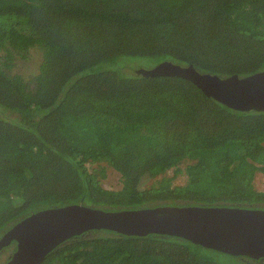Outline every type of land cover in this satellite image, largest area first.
Here are the masks:
<instances>
[{"label": "trees", "instance_id": "16d2710c", "mask_svg": "<svg viewBox=\"0 0 264 264\" xmlns=\"http://www.w3.org/2000/svg\"><path fill=\"white\" fill-rule=\"evenodd\" d=\"M136 59L219 78L262 72L264 0H0V238L32 214L72 205L264 209L253 186L264 175V113L230 109L182 78L144 77ZM107 169L118 189L103 186ZM41 264L264 259L101 229Z\"/></svg>", "mask_w": 264, "mask_h": 264}, {"label": "water", "instance_id": "95a60500", "mask_svg": "<svg viewBox=\"0 0 264 264\" xmlns=\"http://www.w3.org/2000/svg\"><path fill=\"white\" fill-rule=\"evenodd\" d=\"M144 77H178L230 109L264 113V71L238 78L201 74L191 65L162 62ZM127 236L167 235L233 257L264 259V209L160 206L103 211L82 205L32 214L0 238V250L15 243L6 264H41L62 242L91 230Z\"/></svg>", "mask_w": 264, "mask_h": 264}, {"label": "rangeland", "instance_id": "374dc122", "mask_svg": "<svg viewBox=\"0 0 264 264\" xmlns=\"http://www.w3.org/2000/svg\"><path fill=\"white\" fill-rule=\"evenodd\" d=\"M130 61H136L135 62L136 67L134 68L135 71L149 70L155 67V65H157V63H155L152 59H136ZM32 68L33 67L31 62L24 63L20 69V72L28 74L31 72ZM167 176L169 177L173 176V172L172 171L167 172ZM184 179H185L184 176L179 175L174 179V184L181 185L183 184ZM102 184L104 187L109 189H118L120 185L119 175L116 172H113L111 169H107V176L103 180ZM253 186L256 190L264 192V175L262 173L256 175L255 179L253 180ZM14 250H15V245H9L4 250H2L0 252V264H3L4 261L7 260L9 256L14 252Z\"/></svg>", "mask_w": 264, "mask_h": 264}, {"label": "clouds", "instance_id": "9594fccd", "mask_svg": "<svg viewBox=\"0 0 264 264\" xmlns=\"http://www.w3.org/2000/svg\"><path fill=\"white\" fill-rule=\"evenodd\" d=\"M10 245H11V244H10ZM14 245H15V243H14ZM11 255H12V254H11ZM11 255H10V256H11Z\"/></svg>", "mask_w": 264, "mask_h": 264}, {"label": "built area", "instance_id": "2783aa9c", "mask_svg": "<svg viewBox=\"0 0 264 264\" xmlns=\"http://www.w3.org/2000/svg\"><path fill=\"white\" fill-rule=\"evenodd\" d=\"M262 192V191H261Z\"/></svg>", "mask_w": 264, "mask_h": 264}]
</instances>
